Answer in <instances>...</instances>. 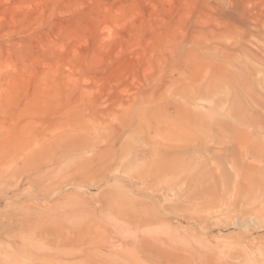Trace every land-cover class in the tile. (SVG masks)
<instances>
[{
  "label": "rangeland",
  "instance_id": "obj_1",
  "mask_svg": "<svg viewBox=\"0 0 264 264\" xmlns=\"http://www.w3.org/2000/svg\"><path fill=\"white\" fill-rule=\"evenodd\" d=\"M0 264H264V0H0Z\"/></svg>",
  "mask_w": 264,
  "mask_h": 264
},
{
  "label": "bare ground",
  "instance_id": "obj_2",
  "mask_svg": "<svg viewBox=\"0 0 264 264\" xmlns=\"http://www.w3.org/2000/svg\"><path fill=\"white\" fill-rule=\"evenodd\" d=\"M193 118V117H192ZM232 159V158H231ZM234 160L235 159H232V160H229V162L231 163V164H233V168H234V170L236 171V175H237V177H238V179H241V180H243V170L240 168V167H238L237 165H235V163H234ZM230 164V165H231ZM231 167H232V165H231ZM241 182V181H240ZM146 218H148V217H146ZM148 243V242H147ZM150 243V242H149ZM150 245V244H149Z\"/></svg>",
  "mask_w": 264,
  "mask_h": 264
}]
</instances>
